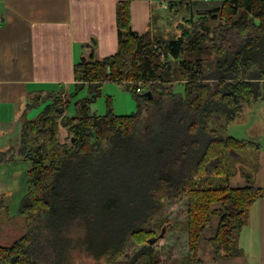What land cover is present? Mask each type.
Returning <instances> with one entry per match:
<instances>
[{
    "label": "trees",
    "instance_id": "1",
    "mask_svg": "<svg viewBox=\"0 0 264 264\" xmlns=\"http://www.w3.org/2000/svg\"><path fill=\"white\" fill-rule=\"evenodd\" d=\"M190 7L191 0L170 5L176 12L191 13ZM217 12L223 39L209 59L202 55L215 50L218 39L210 36L208 15L190 16L179 36L166 39L134 32L131 2L122 1L117 53L98 60L87 47L74 68L73 92L30 95L25 113L46 106L35 118L24 117L18 150L0 153V163L19 155L30 165L18 209L27 230L0 244V264H69L76 250L105 264H200V242L213 215L220 217L208 240L216 257L243 255L239 234L264 196L253 181L261 146L227 130L247 105L264 103V0H225ZM188 54L199 57L187 60ZM178 75L183 95L174 91ZM108 83L132 92L136 112L116 115L110 97L105 115L92 112ZM85 89L77 115L68 116L71 100ZM244 165L255 167L253 173ZM239 172L250 185L233 188L230 179ZM180 193L188 195V219H159L164 199ZM169 230L188 235L185 257L162 259L154 251L157 231ZM131 240L141 249L121 260Z\"/></svg>",
    "mask_w": 264,
    "mask_h": 264
},
{
    "label": "crops",
    "instance_id": "2",
    "mask_svg": "<svg viewBox=\"0 0 264 264\" xmlns=\"http://www.w3.org/2000/svg\"><path fill=\"white\" fill-rule=\"evenodd\" d=\"M122 1L127 0H0V153L18 150L24 117L33 119L46 106L25 113L31 94L61 88L73 92L74 68L89 53L87 47L94 48L98 60L117 53V11ZM189 1L130 0L133 31L156 33L157 22L171 4ZM194 1L191 0V5ZM108 86L104 85L103 93ZM81 95L82 98L89 95L88 90ZM99 100L101 97L91 105V110L105 115L102 113L105 107L101 109ZM128 106L134 108L132 101H128ZM257 158L260 168L254 186L264 189V152ZM23 162V157L16 155L12 162L0 163V209L8 208L7 193H12L20 177L17 166ZM244 168L251 170L250 166ZM230 185L244 188L250 184L239 172L231 177ZM219 224L220 217L213 215L200 242L203 260L200 264H264V196L252 205L239 234L243 255L216 258L208 240L215 237Z\"/></svg>",
    "mask_w": 264,
    "mask_h": 264
},
{
    "label": "rangeland",
    "instance_id": "3",
    "mask_svg": "<svg viewBox=\"0 0 264 264\" xmlns=\"http://www.w3.org/2000/svg\"><path fill=\"white\" fill-rule=\"evenodd\" d=\"M225 0H196L193 5H191V13L189 12H176L169 9L165 14H162V18L157 22L155 35H161L166 39L179 36L181 34L182 27L186 24V19L193 16L194 19L200 17L209 16L207 20V25L211 28L210 36L216 41L214 44L216 46L215 50L203 53L202 57L213 59L217 52V48L221 46V40L223 36L221 35L223 26L225 23L220 18V13L217 12L221 8ZM192 4V3H191ZM217 18H213V17ZM199 56L196 54H188L187 60H195ZM201 57V56H200ZM165 57L162 56L161 62H164ZM177 73V72H176ZM178 84L175 86V92L179 94H184L185 86L183 80L178 75ZM171 82L166 83V88L169 87ZM108 87H105L104 93L101 96L102 100H99L98 104L101 109H104L103 114L107 112V99L110 97L112 99L113 111L116 115H131L137 110L136 100L131 91L127 90L126 87H120L115 83H108ZM74 90V87H73ZM83 91L78 95L77 98L71 100L70 107L68 109V115L70 117L77 115V109L75 103L77 99L82 98ZM144 93V90H143ZM128 101H132L134 108L129 109ZM131 105V104H130ZM152 111L144 114L146 119L151 115ZM144 126V123L141 124ZM227 135L232 136L239 140H251L258 142L261 146L260 152H264V103L261 101L247 105L242 113V115L231 123L227 130ZM61 136L65 139L68 136L66 129H62ZM256 154V153H255ZM258 155V154H257ZM256 164V163H255ZM23 165V166H22ZM25 168L23 169V167ZM248 167L249 165H244ZM10 167V166H9ZM14 167V166H12ZM20 168V177L15 181L14 188L10 195L7 193L9 204L7 207H2L0 209V244L8 245L14 242L21 235H23L27 230V224L25 220L18 214V209L20 206L21 199L27 192V173L30 165L23 162ZM257 170L251 168L249 173L255 172L254 179L259 171L260 164H256ZM12 170V168L10 167ZM26 169V171H25ZM247 170V169H246ZM188 195L186 193H180L174 198H165L164 210L159 214L158 218L161 220H168L170 223L184 222L188 219V209H187ZM170 224V225H171ZM158 237H160L159 243L153 245L154 251L159 253L162 259H181L189 253V239L188 235L180 230L177 231H165L161 233L157 231ZM153 243V242H152ZM142 245H138L134 240L128 244L125 249L124 255L121 260H126L134 255L137 251L141 249ZM214 248V247H213ZM215 252V249H214ZM215 254V253H214ZM71 261L69 264H105L104 261L97 262L94 259L84 255L79 250H76L71 255ZM201 256V255H200ZM216 256V254H215ZM218 258V257H216ZM201 259V263H202Z\"/></svg>",
    "mask_w": 264,
    "mask_h": 264
},
{
    "label": "water",
    "instance_id": "4",
    "mask_svg": "<svg viewBox=\"0 0 264 264\" xmlns=\"http://www.w3.org/2000/svg\"><path fill=\"white\" fill-rule=\"evenodd\" d=\"M143 96L145 98H152V93L150 91H147V92L143 93Z\"/></svg>",
    "mask_w": 264,
    "mask_h": 264
},
{
    "label": "built area",
    "instance_id": "5",
    "mask_svg": "<svg viewBox=\"0 0 264 264\" xmlns=\"http://www.w3.org/2000/svg\"><path fill=\"white\" fill-rule=\"evenodd\" d=\"M138 93H143V89L141 87L137 88Z\"/></svg>",
    "mask_w": 264,
    "mask_h": 264
}]
</instances>
